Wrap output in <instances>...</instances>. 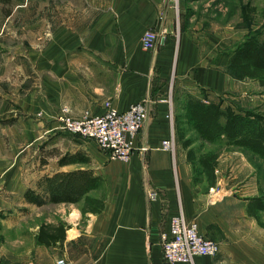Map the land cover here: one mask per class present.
<instances>
[{"label":"crops","instance_id":"0c3cea01","mask_svg":"<svg viewBox=\"0 0 264 264\" xmlns=\"http://www.w3.org/2000/svg\"><path fill=\"white\" fill-rule=\"evenodd\" d=\"M94 7L89 22L58 27L48 46L30 54L35 86L21 94L10 90L0 100V215L12 227L18 225L12 220L49 203L69 205L57 223L24 227L21 243L28 233L36 242L20 253L0 241V264H167L161 236L180 212L221 251L177 264H264V188L246 155L238 151L234 165L231 155L221 156L216 185L203 190L194 180L191 148L178 139L174 151L163 147L164 140L177 138L183 96L211 99L236 91V77L222 66L231 53H217L213 33L201 47L196 27L177 36L169 0H101ZM147 29L159 34L153 49L142 45ZM108 102L120 111L137 102L148 109L129 161L110 159L95 140L59 128L56 116L63 108L81 117L102 114ZM43 138L50 140L44 153L31 147ZM78 170L99 177L106 188L100 211L84 213V204L76 206L83 198L51 201L47 178ZM48 225L60 236L40 242Z\"/></svg>","mask_w":264,"mask_h":264},{"label":"rangeland","instance_id":"374dc122","mask_svg":"<svg viewBox=\"0 0 264 264\" xmlns=\"http://www.w3.org/2000/svg\"><path fill=\"white\" fill-rule=\"evenodd\" d=\"M100 1L0 0V100L5 93H10V90L14 94H21L23 88L35 86L37 75L33 64H31L30 54L44 43L45 46H48L51 43L53 32L58 27H81L93 19L98 11L94 6ZM173 6L177 12L174 25L175 34L178 36L182 29L196 27L201 32L199 45L205 48L208 46L206 40L209 33H213L217 38L216 42L219 43L217 53L220 56L231 53L228 63L222 66L232 75L229 66L235 50L251 36L257 35L260 39H264V0H180L178 5ZM236 84L234 93H226L221 96L213 95L211 100L219 101L221 98H225L227 104H223V108L231 106L237 112L245 113L247 110H253L264 113V87L260 82L248 77L242 79L236 77ZM186 101L187 98L183 96L182 104ZM181 109V106L178 105V113H176L178 118L174 124L177 138L173 136L175 145L177 139L183 144L188 138H196L190 148H194L198 155L203 153L218 154L217 165L221 156L224 155H231L228 161L230 163L232 161L234 165L240 156L238 151H241L248 158L255 177L264 188L263 161L239 147L228 144L227 140L213 143L203 142L198 138V134L191 125L187 123L186 108ZM63 110H67L68 114L72 115L69 109L63 108L61 112ZM59 128L65 130L60 127V124ZM85 140L90 141L87 138ZM49 141L43 138L31 147L39 148V151L44 153L50 150V147H47L50 146ZM21 143H25V141ZM197 182L203 190H210L211 185H216V179H209L204 173L199 175ZM92 194L104 199L107 190L104 186H99ZM83 204V201L80 200L76 206ZM68 206L63 203H49L30 211L21 220H12L13 222L18 221V225L12 227L8 226L10 220H6L4 216L0 215V241L2 243L6 241L8 245L12 246L14 252L20 253L24 245L28 244L31 247L36 242L35 237L28 233L24 243H21L20 232L24 227H34L38 223L45 222L57 223L61 219V215L67 213Z\"/></svg>","mask_w":264,"mask_h":264},{"label":"trees","instance_id":"16d2710c","mask_svg":"<svg viewBox=\"0 0 264 264\" xmlns=\"http://www.w3.org/2000/svg\"><path fill=\"white\" fill-rule=\"evenodd\" d=\"M230 70L237 78H252L258 80L264 87V39L254 35L245 40L232 56ZM186 120L203 142L227 140V143L251 153L264 162V113L247 110L237 112L231 106L223 108V100L213 101L208 96L189 95L185 104ZM182 136H185L182 134ZM196 138H188L184 145L190 147ZM188 158L194 170V180L199 181V175L206 174L209 179H216L218 154L203 153L198 155L194 148L188 151ZM51 201L84 199L82 211H100L104 199L89 191L96 190L100 178L81 170L70 173H59L48 177ZM215 182V181H214ZM85 197V198H84ZM264 209V203L261 204ZM60 236L52 230V226H42L39 241L50 243Z\"/></svg>","mask_w":264,"mask_h":264},{"label":"built area","instance_id":"2783aa9c","mask_svg":"<svg viewBox=\"0 0 264 264\" xmlns=\"http://www.w3.org/2000/svg\"><path fill=\"white\" fill-rule=\"evenodd\" d=\"M178 5L180 0H169ZM159 39L154 29H147L142 36V45L145 49H153ZM148 109L143 102L132 104L127 110L120 111L110 102L102 114L86 113L75 117L63 110L57 116L60 127L82 136L93 139L99 148L109 154L110 159L129 161L136 149V139L146 122ZM165 149L174 151L173 137L163 141ZM145 149V148H143ZM151 195H155L152 192ZM161 244L164 260L167 264L179 262H193L198 255L215 256L221 251V244L203 235L197 222L189 221L183 212L173 215L170 228L162 233ZM15 264H35L33 260L21 261ZM64 264V259L59 260Z\"/></svg>","mask_w":264,"mask_h":264}]
</instances>
